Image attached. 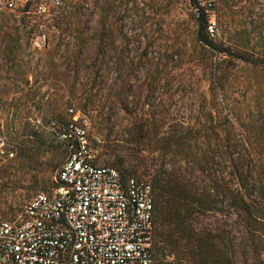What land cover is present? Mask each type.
I'll use <instances>...</instances> for the list:
<instances>
[{
    "label": "rangeland",
    "instance_id": "1",
    "mask_svg": "<svg viewBox=\"0 0 264 264\" xmlns=\"http://www.w3.org/2000/svg\"><path fill=\"white\" fill-rule=\"evenodd\" d=\"M216 9V40L255 64L199 45L185 0H63L37 22L28 19L25 80L3 61L9 51L0 39V122L14 141L25 127L50 134L48 121L68 120L69 108L84 114L97 165L143 178L159 167L185 176L220 210L203 224L224 230L236 264H252L249 230L262 227L232 202L263 194L256 153L264 152V46L247 49L236 37L264 22V0H216ZM42 35L47 45L37 49ZM58 160L56 153L35 163L13 159L0 174V216L19 221L24 204L55 184ZM240 183L250 189L238 190Z\"/></svg>",
    "mask_w": 264,
    "mask_h": 264
},
{
    "label": "built area",
    "instance_id": "2",
    "mask_svg": "<svg viewBox=\"0 0 264 264\" xmlns=\"http://www.w3.org/2000/svg\"><path fill=\"white\" fill-rule=\"evenodd\" d=\"M34 1L46 15L63 0H0V13ZM192 13L207 17V33L218 35L215 0H197ZM34 47L47 45L45 35ZM59 126L58 139L69 143L56 172L58 186L35 194L19 221L0 216V264H153V190L149 179L125 181L109 165H97L90 150L88 119L82 113ZM15 158L0 122V174Z\"/></svg>",
    "mask_w": 264,
    "mask_h": 264
},
{
    "label": "trees",
    "instance_id": "3",
    "mask_svg": "<svg viewBox=\"0 0 264 264\" xmlns=\"http://www.w3.org/2000/svg\"><path fill=\"white\" fill-rule=\"evenodd\" d=\"M185 1L191 11L193 6L198 5L197 0ZM35 3L31 1L12 10L20 13L18 18L9 10L0 13V39L1 42H4L3 51L6 49L9 51L3 61L15 67V77L22 80H25L28 72L26 71L28 62L23 57L25 48L23 47L22 35L26 39L28 38L29 31L26 28L29 18H33L34 22L42 18V15L36 13ZM192 16L197 27V42L204 49L213 53L217 58L230 56L233 61L241 60L256 63V60H253L247 51L238 48L233 50L223 42L217 41V36H209L207 33V17L204 12L198 18L193 13ZM10 22L17 23L11 24ZM4 28L14 30V34H10ZM236 38L242 47L247 49L260 44L264 46V22L257 25L249 24V28H242L240 35ZM260 61L264 64V59ZM25 84L28 85L27 79ZM65 121L56 118L50 119L47 123L50 134L35 130L33 127H25L20 134H17L14 141L8 140L15 151V158L35 163L41 155L56 153L61 162L68 154L69 143L59 140L57 132L59 126L64 124ZM262 136H264V133ZM263 148L264 146H262V150ZM256 154L259 166L257 174L260 176V182L262 183V198L259 200V198H251L250 195L241 193L233 199L232 205L239 208L246 216V220H249L252 224L261 225V232L256 233L255 230H249L250 237H248V241L254 244L250 249L252 264H264V245H260L264 241V152ZM59 160L51 172H54L60 166ZM117 170L121 173L123 181L130 176L144 179L139 177L140 174L138 175L136 169ZM145 171L143 170L142 173L144 174ZM147 179L150 180L153 190V264H236V250L233 241L225 236L223 229L211 227L202 222V218L207 213L211 212L215 215L220 210L215 203L209 202L206 195L200 194L199 187L192 184L185 176L171 173L163 167L157 168L154 174ZM57 186L58 182L55 180L52 188ZM237 189L246 192L250 188L244 185L241 186L240 183Z\"/></svg>",
    "mask_w": 264,
    "mask_h": 264
}]
</instances>
